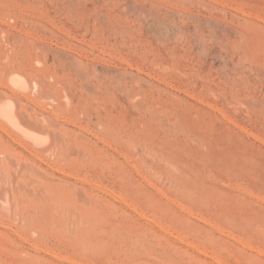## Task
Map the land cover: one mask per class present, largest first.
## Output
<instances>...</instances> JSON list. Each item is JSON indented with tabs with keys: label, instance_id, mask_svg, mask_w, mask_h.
Instances as JSON below:
<instances>
[{
	"label": "rangeland",
	"instance_id": "1",
	"mask_svg": "<svg viewBox=\"0 0 264 264\" xmlns=\"http://www.w3.org/2000/svg\"><path fill=\"white\" fill-rule=\"evenodd\" d=\"M52 2L37 12L44 26L35 29L34 47L15 53L21 64L5 66L29 73L23 98L43 102L31 112L60 115L65 130L39 118L43 133L83 137L87 157L82 164L53 158L61 166L55 175L17 146V131L0 119L1 141L18 150L13 178L1 176L12 218L3 217L9 227L0 229L15 232L2 237L0 264H30L32 255L33 264H264V0ZM10 83L3 91H16ZM29 162L52 188L82 197L83 209L53 205L50 195L43 206L22 207L33 227L22 231L17 210L34 181L21 176ZM32 242L68 260L36 253Z\"/></svg>",
	"mask_w": 264,
	"mask_h": 264
},
{
	"label": "bare ground",
	"instance_id": "2",
	"mask_svg": "<svg viewBox=\"0 0 264 264\" xmlns=\"http://www.w3.org/2000/svg\"><path fill=\"white\" fill-rule=\"evenodd\" d=\"M53 0H0V74H1V78H0V119H3L4 121H7L6 123H9L10 127L14 130L17 131L18 135H21V137H19L17 134H14V137L12 140L15 141V143L21 147L27 150V152L30 154L31 158L33 159V161L37 164H41V165H45L48 168L54 170L55 175H57L59 172V167H61L59 164H57L56 160L53 159L55 157H58L59 159H63L65 163V161H74L76 163L82 164L86 157H87V148L84 146L83 143V137L76 140V141H72V140H67L64 136H56V135H52L50 134V132L47 131V134H44L43 132H45L43 129L40 128V126L37 125V123H39V118H43L49 121L50 125L49 128L50 129H55V130H59L60 132H62V130H65V125H63L61 122L58 121V118L60 117V115L56 112V111H52V112H47L46 110H42L40 113L37 112H31V110H33L32 106H37V107H41L42 106V101L41 98L39 97H35L31 100H25L23 98V93L26 91H29L28 89H30V81L27 79V77H25L22 73V70L20 67H12L9 68L8 66L6 67L5 64H8L7 62H12L15 64H21V59L22 56L18 55L21 57V59L15 54L20 50L23 49H29L34 47L35 45V41L38 40L36 39V37H34V33H35V29L41 26H44L43 23L41 21L38 20L39 17H37L39 14H37V12H41V10L43 9V5L45 2H49L51 3ZM196 1V0H194ZM214 1V0H213ZM257 1V0H256ZM59 2V1H58ZM53 3V2H52ZM51 3V4H52ZM64 3V2H63ZM162 3V2H161ZM181 3V2H180ZM218 3V2H217ZM227 3V2H226ZM219 5V4H218ZM52 6V5H51ZM50 6V7H51ZM191 6V5H190ZM214 6V5H213ZM224 7V5H223ZM240 7V6H239ZM46 8V7H45ZM59 8V7H58ZM62 8V7H61ZM70 8V7H68ZM213 8V7H212ZM217 8V7H216ZM231 8V7H229ZM225 9V8H224ZM243 9V8H242ZM62 10V9H61ZM61 10H59L58 12H60ZM185 10V9H184ZM235 10V9H234ZM238 10V9H237ZM72 11V10H71ZM70 11V13H71ZM187 11V10H186ZM229 12V11H228ZM245 12V11H243ZM230 13V12H229ZM37 14V15H36ZM57 14V13H56ZM197 14V13H196ZM252 14V13H251ZM245 15V13H244ZM193 16V15H192ZM200 16V15H199ZM253 16V15H252ZM195 17V16H194ZM49 18V17H48ZM24 23H20L19 20H21ZM41 19V18H40ZM249 19V18H248ZM256 19V17H255ZM260 18H257V21ZM239 20V19H238ZM262 20V19H261ZM264 20V18H263ZM262 20V22H263ZM235 22V21H234ZM51 23V22H50ZM218 23V22H217ZM215 24V23H214ZM52 25V23H51ZM206 25V24H205ZM56 25H54L53 27H55ZM214 26V25H213ZM198 27V26H197ZM57 28V27H56ZM209 28V27H208ZM197 29V28H196ZM213 30V29H212ZM211 31V30H209ZM220 32V31H219ZM55 33V32H54ZM66 33V32H64ZM68 33V32H67ZM215 33V32H214ZM227 33V32H226ZM38 36V34H36ZM197 35V34H196ZM56 37V36H55ZM41 38V37H40ZM40 41V39H39ZM45 41V40H44ZM41 44V43H40ZM53 44V43H52ZM38 45V44H37ZM242 45V44H241ZM39 46V45H38ZM47 46V45H46ZM57 46V45H56ZM263 46V45H262ZM50 49V48H49ZM53 49V48H52ZM247 49V48H246ZM30 51V49H29ZM47 51V50H46ZM59 51V50H58ZM13 52V53H11ZM20 52V51H19ZM32 52V51H31ZM35 52V51H34ZM37 52V51H36ZM55 52V51H54ZM242 52V50H241ZM262 52V51H261ZM21 54V53H20ZM24 54V53H22ZM37 55V54H36ZM35 56V55H33ZM36 57V56H35ZM73 57V56H72ZM25 58V57H24ZM27 58V57H26ZM30 59V58H29ZM38 59V58H37ZM24 60V59H23ZM32 60V59H31ZM44 60V59H43ZM81 60V59H80ZM23 62V61H22ZM252 62V61H251ZM24 63V62H23ZM257 63V62H256ZM31 64V63H30ZM33 64V62H32ZM89 64V63H88ZM65 65V64H64ZM37 66V65H36ZM31 67L34 68V66L31 65ZM62 67V66H61ZM88 67V66H87ZM89 69V68H88ZM46 70V69H45ZM40 71V70H39ZM52 71V70H51ZM101 71V70H100ZM111 71V70H110ZM54 73V72H53ZM71 73V72H70ZM97 73V71L95 72ZM31 74V73H30ZM36 74V73H34ZM37 75V74H36ZM55 75V74H54ZM35 76V75H34ZM51 76V75H50ZM37 78V77H35ZM56 78V76H55ZM61 78V77H60ZM68 78V77H66ZM65 78V79H66ZM97 78V77H96ZM45 79V78H43ZM47 79V78H46ZM54 79V78H53ZM65 79H61V80H65ZM79 79V78H78ZM114 81V78H112ZM34 80V79H33ZM68 80V79H67ZM76 80V79H75ZM110 80V79H109ZM4 81H9L10 84L13 85V89L14 86L20 90L23 89L22 94H20L16 88V91H12L10 93H7L6 91H3V87L2 84L4 83ZM48 81V80H47ZM77 81V80H76ZM33 82V81H32ZM73 82V81H72ZM87 82V81H85ZM109 82V81H108ZM56 83V82H55ZM71 83V82H70ZM69 83V84H70ZM65 84V83H64ZM68 84V83H67ZM97 84V83H96ZM117 84V83H116ZM39 85V84H38ZM76 85V84H73ZM87 85V84H85ZM84 85V86H85ZM119 85V84H118ZM4 86V85H3ZM8 86V85H6ZM54 86V85H53ZM57 86V85H56ZM66 88L67 86L64 85ZM82 86V85H81ZM89 86V85H88ZM12 88V86H10ZM75 87V86H74ZM86 87V86H85ZM8 88V87H7ZM20 88V89H19ZM37 88H39L37 86ZM35 87V89H37ZM59 88V87H58ZM71 88V87H70ZM110 88V87H109ZM33 89V87H32ZM45 89V88H44ZM53 89H57V88H53ZM60 89V88H59ZM76 89V87L74 88ZM78 89V88H77ZM118 89V88H117ZM9 90V89H8ZM26 90V91H24ZM31 90V89H30ZM47 90V89H46ZM45 90V91H46ZM67 90V89H66ZM64 89V91H66ZM72 90V89H71ZM82 90V89H81ZM88 90V89H87ZM41 91V90H40ZM48 91V90H47ZM58 92V89L56 90ZM63 92V90H61ZM80 91V90H79ZM94 91V90H93ZM37 92V91H36ZM60 92V91H59ZM81 92V91H80ZM24 93V94H25ZM74 93V92H73ZM82 93V92H81ZM84 93V92H83ZM33 94V93H32ZM54 94V93H53ZM51 94V95H53ZM58 95V94H57ZM76 95V94H75ZM32 96V95H31ZM79 96H81V94H79ZM83 96H81L82 98ZM89 97V95H88ZM27 98V97H26ZM54 98V97H53ZM52 98V99H53ZM56 98V97H55ZM74 98V97H73ZM80 98V97H78ZM80 98V99H81ZM90 98V97H89ZM45 100L49 99V97L45 96L44 98ZM84 101V98H82ZM87 99V98H86ZM112 99V97H111ZM90 100V99H88ZM101 100V99H100ZM116 100V99H114ZM148 100V99H147ZM26 101L28 103L29 106L24 107L22 105V102ZM73 101V100H71ZM79 101V99H78ZM82 101V102H83ZM93 101V100H92ZM154 101V100H153ZM81 102V103H82ZM91 102V101H90ZM97 102V101H96ZM164 102V101H163ZM162 102V104H163ZM53 103V102H52ZM80 103V101H79ZM154 103V102H153ZM70 104V103H69ZM177 104V103H176ZM26 105V104H25ZM72 105V104H71ZM83 105V104H82ZM85 105H83L84 107ZM91 106V105H90ZM149 106V105H148ZM97 107V106H96ZM108 107V106H107ZM160 107V106H159ZM158 107V108H159ZM162 107V106H161ZM50 108V107H49ZM150 108V107H149ZM99 111V110H98ZM172 112V110H171ZM179 112V111H178ZM185 112V111H184ZM199 112V111H198ZM85 117V116H84ZM173 117V116H172ZM155 118V117H154ZM201 119V118H200ZM199 119V120H200ZM195 120V119H194ZM44 122V121H43ZM193 122V121H192ZM5 123V124H6ZM45 123H48L47 121ZM195 123V122H194ZM40 124V123H39ZM44 124V123H43ZM71 124V123H70ZM113 124V123H112ZM8 125V127H9ZM73 125V124H72ZM101 125V124H100ZM199 125V124H198ZM45 126V125H44ZM170 126V125H169ZM9 127V128H10ZM101 127V126H100ZM2 128V127H1ZM79 132L81 133V135L83 136L84 132H88L86 131V129L84 127L79 128ZM88 129V128H87ZM6 130V129H3ZM70 130V129H69ZM170 130V129H169ZM189 130V129H188ZM12 131V130H11ZM13 131V132H14ZM67 131V130H66ZM127 131V130H125ZM6 132V131H5ZM8 132V131H7ZM65 132V131H64ZM71 132V131H70ZM73 132V131H72ZM91 132V131H89ZM173 132V131H172ZM66 133V132H65ZM129 133V132H128ZM187 133V131H186ZM2 134V133H1ZM5 134V133H4ZM7 134V133H6ZM10 134V133H9ZM13 134V133H12ZM75 134V133H74ZM89 134V133H88ZM155 135V134H154ZM7 136V135H6ZM12 136V135H11ZM26 138L25 140L22 138ZM70 136V135H69ZM73 136V135H72ZM8 138V137H7ZM71 138V137H70ZM73 138V137H72ZM181 139V138H180ZM184 139V138H183ZM179 141V140H178ZM6 142V140H5ZM8 142V141H7ZM124 142V141H123ZM193 142V141H192ZM11 143V142H10ZM28 143V144H27ZM127 145V144H126ZM15 147V145H14ZM98 149V148H97ZM96 149V150H97ZM66 152H65V151ZM115 150V149H114ZM126 150V149H125ZM130 150V149H129ZM128 150V151H129ZM136 150V149H135ZM134 150V151H135ZM138 150V149H137ZM23 150H21L22 152ZM117 152V151H116ZM16 153H18L17 149H10L7 148V145L3 144V142L0 139V156L4 155L6 157H4V159H0V186L2 185L1 182V176L3 175L2 172H5L7 174V176L9 178H13V174L15 172V170L13 171V174L10 171V164L13 162V158L16 155ZM19 154L21 155V153L19 152ZM119 154V153H118ZM25 155V154H24ZM94 155V154H93ZM2 158V157H1ZM30 158V157H29ZM24 159V158H23ZM127 159V157H126ZM129 160V159H128ZM23 161V160H22ZM92 162V161H91ZM35 163L33 162H29L26 163V170L27 171H23V173L21 174L22 177H24L26 179V175L28 172L29 176H33L34 181H32V185L31 183L28 181L27 184L25 185V191L21 194V205L18 210H17V215L21 216L20 218H22L23 220V228L21 229L22 231H33V227L31 226V221H30V217L28 215H25L26 213H24V209L22 207H25L27 204L35 207V206H43V204L48 202V197L51 195L52 196V204L54 205H58L60 207H63L64 209H67L68 211H70L72 208H77L78 210H81L80 208H82L80 202L82 201V197H78L77 194L72 197V196H68L65 191H66V186L62 187V186H58L56 188H52L55 186H52L53 184H48L46 181L47 178L45 176H43L41 174L37 175V172L35 170H31L30 169L35 165ZM86 163V162H85ZM127 163V162H126ZM130 164V163H129ZM66 165V164H65ZM75 165V164H73ZM22 166V164H21ZM131 167V166H129ZM15 168V167H14ZM25 168V167H24ZM37 168V167H36ZM43 170V168H42ZM68 170V169H66ZM76 170V169H75ZM85 170V169H84ZM98 171V170H97ZM150 171V170H149ZM40 172V171H39ZM78 172V171H77ZM79 172H81V170H79ZM101 172V171H99ZM84 173V172H83ZM49 174V173H48ZM99 174V173H98ZM71 176V175H70ZM110 176V175H109ZM124 176V175H123ZM3 178H6L4 176H2ZM59 177V176H58ZM75 178V177H72ZM81 178V177H79ZM24 179V180H25ZM49 179V178H48ZM69 179V178H68ZM191 179V177H190ZM23 180V181H24ZM30 180V179H28ZM32 180V179H31ZM50 182L53 179H49ZM56 180V179H55ZM75 180V179H74ZM77 178V182H79ZM122 180V179H121ZM146 180V179H145ZM192 180V179H191ZM5 181H8L7 179ZM54 181V180H53ZM58 183L60 182L59 180ZM55 181V182H56ZM22 182V181H21ZM49 182V181H48ZM62 182V181H61ZM82 182V181H81ZM8 183V182H7ZM16 183V182H15ZM14 183V184H15ZM53 183V182H52ZM82 183H86V182H82ZM89 183V182H88ZM13 184V185H14ZM60 184V183H59ZM66 184L68 185H76L75 183H72L70 181L66 182ZM90 184V183H89ZM94 184V183H93ZM151 184V183H150ZM149 184V185H150ZM171 184V183H170ZM83 185V184H82ZM119 185V183H118ZM92 186V185H91ZM90 186V187H91ZM19 187V186H18ZM93 187V186H92ZM96 187V185L94 186V188ZM174 187V186H173ZM13 188V187H12ZM21 188L19 187V190ZM70 189V188H69ZM76 189V188H75ZM101 189V188H100ZM174 189V188H173ZM183 189V188H182ZM99 190V189H98ZM102 190V189H101ZM104 190V189H103ZM72 191V190H71ZM174 191V190H173ZM172 191V192H173ZM182 191V190H181ZM5 192H1L0 191V226L1 227H9V224L7 226H4V220H6L3 217H7L9 216L7 213V206L6 204L11 200H9L8 195ZM82 192V190H81ZM103 192V191H102ZM106 192L108 194H111L113 196L114 193L110 190H106ZM105 192V193H106ZM78 193V192H77ZM106 193V194H107ZM18 194V193H17ZM16 194V195H17ZM56 194V195H54ZM81 194V193H80ZM79 194V196H80ZM107 194V195H108ZM15 195V196H16ZM110 195V196H111ZM188 195V194H187ZM83 196V195H81ZM111 196V197H113ZM165 197V195H164ZM115 198V197H113ZM181 198V197H180ZM192 198V197H190ZM17 200V198H15ZM134 199V198H133ZM4 200V201H3ZM115 200V199H114ZM167 200V199H166ZM18 201V200H17ZM84 201V200H83ZM86 201V199H85ZM118 201V200H117ZM120 202V201H119ZM15 203V202H14ZM122 203V202H121ZM10 204V203H9ZM7 204V205H9ZM20 204V202H19ZM125 204V203H124ZM174 204V203H173ZM186 204V203H185ZM194 204V203H193ZM14 205V204H13ZM129 205V204H128ZM127 206V204H126ZM29 207V206H28ZM46 207V206H45ZM179 207V206H178ZM11 208V206H10ZM21 209V210H20ZM28 209V208H27ZM31 209V208H29ZM40 209V208H39ZM76 209V210H77ZM83 209V208H82ZM183 209V208H182ZM36 211V208L34 209ZM99 210V209H98ZM135 210V209H134ZM31 211V210H30ZM40 211V210H39ZM199 211V210H198ZM34 212V211H32ZM38 212V211H37ZM58 212V211H56ZM77 212V211H76ZM169 212V211H168ZM202 212V211H201ZM36 214V212H34ZM81 213V212H80ZM136 213V212H135ZM134 213V214H135ZM33 214V213H32ZM40 214V213H39ZM66 214H70L69 212ZM12 213L10 214L9 218L11 217ZM38 215V214H37ZM59 215V214H58ZM81 215V214H80ZM141 215V214H140ZM36 216V215H35ZM61 216V214H60ZM147 216V215H146ZM191 216V215H190ZM210 216V215H209ZM65 217V216H64ZM85 217V216H84ZM8 218V219H9ZM12 218V217H11ZM36 218V217H35ZM74 218V217H73ZM146 218V217H145ZM33 219V218H32ZM37 219V218H36ZM68 219L70 220V217L68 215ZM75 219V218H74ZM197 219V217H196ZM42 220H45L44 218ZM41 220V221H42ZM200 220V219H198ZM19 221V220H18ZM150 221V220H149ZM203 221V220H202ZM207 221V220H206ZM20 222V221H19ZM83 222V221H82ZM80 223V225L84 224V223ZM18 223V222H17ZM36 223V222H35ZM67 223V222H66ZM149 223V222H148ZM207 223V222H205ZM54 224V223H53ZM65 224V223H64ZM156 224V223H155ZM6 225V224H5ZM18 225V224H17ZM60 225V224H59ZM63 225V224H62ZM61 225V226H62ZM85 225V224H84ZM15 226V224H14ZM54 227L56 225H53ZM65 226V225H64ZM152 226V225H151ZM160 226V225H159ZM211 226V224H210ZM158 227V226H157ZM73 228V227H72ZM161 228V227H160ZM212 228V227H211ZM215 228V227H214ZM4 229V230H5ZM9 229V228H8ZM12 229V228H11ZM68 229V228H67ZM216 229V228H215ZM2 230L0 229V251L4 250L6 251L7 248L5 246V242L2 241V237L4 240V237L7 234H10L11 230ZM18 231V230H16ZM165 231V229H164ZM169 231V230H168ZM221 231V230H220ZM15 232V231H14ZM167 232V229L166 231ZM218 233H220L219 231H216ZM30 233V232H29ZM172 233V231H171ZM170 233V234H171ZM15 234L18 235V232H16ZM36 234V233H35ZM168 235V233H166ZM222 234V233H221ZM9 236V235H8ZM20 236V235H19ZM26 237L29 235H25ZM22 234V237H25ZM231 236V235H230ZM9 240L10 241H16L17 238H13L12 236H9ZM18 237V236H17ZM75 237V236H73ZM172 237V235H171ZM7 238V237H6ZM5 238V239H6ZM20 238V237H19ZM18 238V239H19ZM26 238V240L28 239ZM176 238V237H175ZM180 237H178L179 239ZM182 238V237H181ZM21 239V238H20ZM24 239V238H22ZM30 239V238H29ZM8 240V238H7ZM181 240V241H180ZM179 241L182 242L184 241L183 239H180ZM236 240V239H235ZM6 241V240H5ZM78 241H82V240H78ZM187 241V240H186ZM184 243V242H182ZM32 249L36 252L39 253V251L41 250V248H38V244L36 242H32ZM180 244V243H179ZM7 245V244H6ZM61 245V244H60ZM185 245V244H184ZM62 246V245H61ZM193 246V245H192ZM42 247V246H39ZM244 247V246H243ZM247 247V246H246ZM196 248V247H195ZM252 248V247H251ZM250 249V248H248ZM66 250V249H64ZM193 250V249H192ZM198 250V249H197ZM254 250V249H253ZM9 251V250H8ZM45 251L44 253L47 255H53L57 258H59L62 261H66L68 260V258L66 257H62L59 255H56V253H50L49 251L47 253L46 250H42ZM40 251V252H42ZM249 251V250H248ZM252 251V250H250ZM255 251V250H254ZM20 252V251H18ZM22 252V251H21ZM52 252V251H50ZM66 252V251H64ZM210 252V251H209ZM31 253V252H30ZM44 253L42 255H44ZM194 253V252H193ZM199 254V253H198ZM211 254V252H210ZM214 254V253H213ZM259 254V253H257ZM41 255V254H40ZM64 255V254H63ZM208 254H206L207 256ZM215 255V254H214ZM260 255H262V253H260ZM209 256V255H208ZM216 256V255H215ZM9 258V257H7ZM211 258V257H210ZM214 258V257H213ZM211 258V260L214 261V259ZM216 258V257H215ZM57 259V260H59ZM37 260V256L36 255H32L29 257V263L33 264L35 263ZM70 260V258H69ZM218 260V259H217ZM215 260V262L217 261ZM73 261V260H71ZM222 261V259H221ZM64 263V262H63ZM218 264H220L219 262H216ZM72 264V263H70ZM74 264V263H73ZM76 264V263H75ZM80 264V263H79Z\"/></svg>",
	"mask_w": 264,
	"mask_h": 264
}]
</instances>
